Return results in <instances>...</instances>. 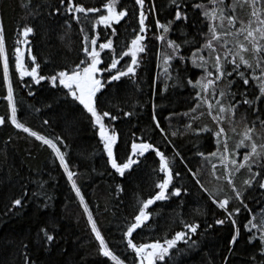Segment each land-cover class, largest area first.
<instances>
[{"label": "trees", "instance_id": "1", "mask_svg": "<svg viewBox=\"0 0 264 264\" xmlns=\"http://www.w3.org/2000/svg\"><path fill=\"white\" fill-rule=\"evenodd\" d=\"M27 2L28 0H0V17L3 18L5 27L6 49L13 77L18 119L40 135L54 141L56 137L62 138L64 146H58L67 154L66 160L70 170L77 174L74 179L102 235L110 242V248L117 255H121L125 249L124 243L119 239L123 230L137 214L140 201L150 198L158 191L155 184L163 176L158 171L159 158L152 152L146 153L140 158L138 165H134L124 177H120L108 162L97 126L89 119V114L82 110V106L71 102L70 97H65L66 90L52 87L48 80L42 81L40 85H36L31 77L19 80L14 66V49L20 47L17 40L22 39L18 30H22L26 25L34 29V33L28 37L31 52L27 50L28 54L24 58L25 66L29 69L34 66L31 56L36 57V63L40 65L38 71L45 76L71 69L84 57L80 26L72 21L69 29L65 23L68 17L49 15L60 6L59 0H31L30 8L40 13L35 17L29 14V8L22 6ZM78 2L86 8L102 7L105 0ZM201 2L207 3L208 0H187V7L183 10L189 16L188 23L176 21L167 36L181 45V53L186 56L190 55V51L183 41L194 40L195 45L191 47V51H195L196 46L203 43V37L198 33L207 32L208 29L201 10L192 7L193 3ZM120 4L128 9L131 20L126 17L119 25H113L116 28L115 36H111V30H105L102 25L94 30L90 25H85L90 36L99 33L98 45L106 42V38H112L117 56L122 50H127L130 40L134 38L133 28L138 26L139 11L134 0H120ZM147 5L148 0L146 7ZM175 10L170 0H155V11L146 21L149 25L144 42L147 50L140 54L141 64L137 75L131 79L124 77L118 83L113 82V85L103 90V96L98 94V110L108 111L118 117L115 121H111L109 117L105 123H110L120 133V144L126 149L130 150L131 142H139L143 136L158 145L166 156L172 157V145H168L162 134L154 129L152 106L155 104V114L165 131L170 134L179 130L177 136L169 135L168 138L185 158L188 166L199 172V178L205 187L213 191L221 188V195L230 194L227 183L223 179L215 180L211 175V164L197 154L198 151H203L206 155L216 151L215 138H202L204 134L197 137L192 132L186 133L185 129V125L191 121L188 116L182 114L194 105V92L190 85H186V78L195 81L203 74V70L193 67L190 60H174L172 65L180 70V82L175 80V71H172V80H165L161 53L167 52L168 49L156 39L160 30L156 28L155 20L159 19L161 23L174 20ZM248 13L247 7L238 10L239 17L244 20L248 19ZM109 51L101 53L102 59ZM126 61H129L128 57H125L118 67H122ZM25 83L28 87L24 86ZM165 83L168 84L166 92ZM246 87L250 89L251 82L249 86H244L242 82L237 81L233 90L239 88L243 91ZM29 91L35 95H29ZM251 94L250 91V97ZM5 96L6 85L0 63V116H5L7 121L10 110L3 98ZM237 99L240 97L237 96ZM246 108L245 105L240 106L237 120ZM261 108L264 109V104ZM198 111H204L205 115L192 124L193 129L204 124L215 128L203 105ZM126 112H131L132 115H124ZM170 116L169 121L167 118ZM250 119L255 120V115H250ZM44 121L48 123L45 124ZM227 127L225 124L226 129ZM242 130L241 124L237 127V133ZM257 131H262L259 126ZM228 135L231 137V148L239 136L230 131ZM243 151L242 149L241 153ZM124 158L122 150L118 153V162ZM212 162L217 164L218 174L223 176L219 159ZM174 171L182 173V176L173 182L182 186L181 197H173L151 206V219L142 229L137 230L139 235L134 234L135 242L151 243L164 237L172 238L177 231L186 230L184 223L195 222L200 225L197 234L191 238L197 242L196 246L193 247L191 241L187 245L179 244L181 251L175 253L173 264H224L226 258L229 264H251L252 255H256L259 260L257 248L247 242L252 233L247 231L245 224L251 215H255L259 221L261 212L264 211V190L254 191L248 198L251 214L242 209L237 218L241 236L233 247L230 245L234 233L231 223H214L216 219L224 218L222 210L208 200L206 193H201L189 174H185L186 168L179 158L175 159ZM246 175V170H241L235 176L238 186ZM185 189L187 194H184ZM16 198H22V208L12 207ZM43 230L55 236L51 245L45 241ZM256 243L258 245L259 242ZM26 256L29 264H111L108 258L99 253L98 241L90 230L87 214L58 158L41 141L6 122L0 126V264H25ZM121 258L125 259V255H121ZM130 259L131 252L128 250L126 264Z\"/></svg>", "mask_w": 264, "mask_h": 264}, {"label": "snow or ice", "instance_id": "2", "mask_svg": "<svg viewBox=\"0 0 264 264\" xmlns=\"http://www.w3.org/2000/svg\"><path fill=\"white\" fill-rule=\"evenodd\" d=\"M134 3L139 9L138 26L133 28L135 35L130 40L127 50H122L118 56L112 38H106V42L98 45L99 33L90 36L85 25H90L93 30L102 25L105 30H111V36H115L116 28L113 25H119L122 20L129 17L128 9L120 4V0H105L102 7L87 8L78 0H59L60 6L55 9L54 13H49V15L68 17L65 23L69 29L72 21L80 26V32L83 34L84 57L71 69L61 70L50 76L41 75L38 71L40 65L36 63L35 56H31V63L34 66L29 69L25 66L22 49L20 47L14 49V66L20 81H23L25 77H31L36 85H40L42 81L48 80L52 87L66 90L65 97H70L71 102L82 106V110L89 114V119L97 126L99 139L104 152H106L108 162L120 177H124L125 173L130 171L134 165H138L140 158L144 157L146 153L152 152L159 158L158 171L163 176L155 184L158 191H155L150 198L140 201L137 214L134 215L132 222L127 225L119 238L125 245L124 252L121 253V255H125V259H122L121 255H117L110 248V242L102 235L101 229L94 219L76 179H74L77 174L70 170L66 160L67 154L61 150V146H64L62 138L56 137L54 141L40 135L18 119V107L14 95L13 77L10 73L2 17H0V63H2L3 81L6 85V96L3 98L7 101L10 112L7 121L5 116H0V126L10 122L16 129L35 137L36 140L41 141L43 145L52 150L67 174L80 204L83 205L90 230L94 234L95 240L98 241L99 253L108 258L111 264H126L128 250L131 252L128 264H173L175 253L181 251L178 247L179 244L187 245L191 241V245L196 246L197 242L192 241L191 238L197 234L200 225L195 222L184 223L186 230L177 231L172 238L164 237L151 243L135 242L134 234L139 235L137 230L142 229L151 219L150 207L156 205L157 202L168 201L182 195V186L173 183L174 179L182 176L181 172L174 171L176 158L184 163L185 174L190 175L194 183L199 186L201 193H206L208 200L224 213V218L214 221L215 225H224L226 222H230L233 226L234 233L230 239V245L235 247L241 236L237 218L242 209L251 214L247 203L248 198L252 192L264 190V109L261 108V105L264 104V0H230V2L229 0H208L207 3H193V8L201 10L208 29L207 32L198 33L203 37V43L196 46L195 51H191V47L195 45L194 40L183 41V44L189 46L190 55L188 56L181 53L180 44L167 38L173 23L176 21L188 23L189 16L183 10L187 7V0H170V4L176 9L174 20L167 23H161L159 19L155 20V26L160 30L156 39L165 44L168 49L167 52L161 53L165 80H172V71H175L177 73L175 80L177 83L180 82V70L173 68L172 65L174 60L181 62L190 60L193 67L203 70V74L195 81L186 78V85H190L194 92V105L182 115L188 116L191 121L185 125L186 133L192 132L197 137H202L204 134L202 138L207 136L215 138L216 151L207 155L203 151H198L197 154L211 164V175L215 180L223 179L227 183L230 194L224 193L223 195H221L223 191L221 188L213 191L205 187L199 178V172L193 171V168L188 166L185 158L181 156L179 150L172 144V140L168 138L169 135L177 136L179 130L172 131L170 134L165 131L155 114V104L152 106L154 129L162 134L168 145H172L174 152L172 157L166 156L158 145L146 140L143 136L140 137L139 142H131L130 150L126 149L120 144V133L110 123H105L109 117L111 121L117 120L118 117L108 111L98 110L100 102L98 94L103 96V90L113 85V82H120L124 77L134 78L141 64L140 54L147 50V45L144 42L147 39L149 25L146 24V21L149 15L155 11V0H148L147 7L146 0H134ZM30 4L31 0H28L22 6L29 8V14L33 17L39 15L38 11L30 8ZM245 7L249 9L247 20L241 19L238 15V10H243ZM133 11L135 13V9ZM90 14H98V16ZM130 20L131 17H129ZM33 33L32 26H24L22 30H18V35H22L24 39L17 40V43L28 46L30 41L27 38ZM27 50L29 53L31 52L30 47ZM105 50L110 51L102 59L101 53ZM125 57H128L129 61H126L122 67H118ZM237 81L242 82L244 86H249L251 82V88L246 87L243 91L237 88L234 91L233 85L237 84ZM24 86L28 87L27 83ZM167 90L168 84L165 83L164 91ZM250 91L251 97L249 96ZM28 94L35 95L31 91ZM237 96L240 99H237ZM202 105L206 108V114L210 117L215 128L204 124L193 129L192 124L205 115L204 111H198ZM241 105H245L247 108L237 120V111ZM253 114L255 120L250 119V115ZM124 115L131 116L132 113L126 112ZM167 119L170 121L171 116ZM44 123L48 122L44 121ZM225 124L228 126L227 129ZM241 124L243 130L237 133V127ZM257 126L262 131L258 132ZM229 131L239 136L231 148L229 147L231 139L228 135ZM242 149L244 151L241 153ZM122 150L125 158L118 162V153ZM217 158L222 166L223 176L218 174V166L212 162ZM241 170H246L247 175L238 186L235 176ZM170 189L171 191H169ZM120 190L123 191L122 188ZM184 194H187L186 189ZM12 207L22 208V198H16L12 202ZM245 228L249 233H252L247 242L257 248L260 257L257 260L256 255H252L251 264H264V211L261 212L259 221L255 215H251ZM43 236L49 245L55 240V236L49 234L47 230H43ZM25 264H29L27 256ZM224 264H229L227 258L224 260Z\"/></svg>", "mask_w": 264, "mask_h": 264}, {"label": "rangeland", "instance_id": "3", "mask_svg": "<svg viewBox=\"0 0 264 264\" xmlns=\"http://www.w3.org/2000/svg\"><path fill=\"white\" fill-rule=\"evenodd\" d=\"M24 38L22 37V39L21 40H23ZM28 40H29V38H27ZM20 48L22 49V51L24 52V58L26 57V55L28 54V51H27V48H28V46H25L23 43H20ZM24 62H26L25 60H24Z\"/></svg>", "mask_w": 264, "mask_h": 264}]
</instances>
